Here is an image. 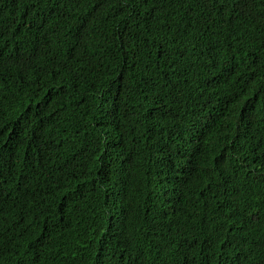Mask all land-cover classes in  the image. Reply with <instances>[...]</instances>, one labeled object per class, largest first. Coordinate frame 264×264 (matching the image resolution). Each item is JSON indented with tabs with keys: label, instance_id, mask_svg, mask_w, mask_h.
I'll return each instance as SVG.
<instances>
[{
	"label": "trees",
	"instance_id": "obj_1",
	"mask_svg": "<svg viewBox=\"0 0 264 264\" xmlns=\"http://www.w3.org/2000/svg\"><path fill=\"white\" fill-rule=\"evenodd\" d=\"M0 264H264V0H0Z\"/></svg>",
	"mask_w": 264,
	"mask_h": 264
}]
</instances>
